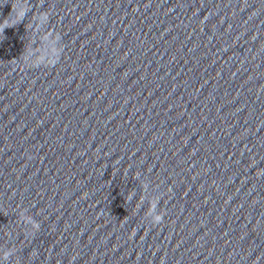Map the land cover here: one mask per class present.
Returning <instances> with one entry per match:
<instances>
[{
    "label": "water",
    "instance_id": "water-1",
    "mask_svg": "<svg viewBox=\"0 0 264 264\" xmlns=\"http://www.w3.org/2000/svg\"><path fill=\"white\" fill-rule=\"evenodd\" d=\"M0 264H264V0H0Z\"/></svg>",
    "mask_w": 264,
    "mask_h": 264
}]
</instances>
